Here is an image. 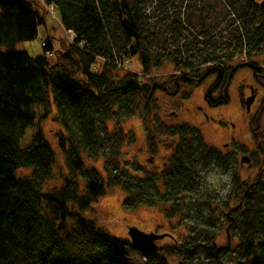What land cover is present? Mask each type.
Returning <instances> with one entry per match:
<instances>
[{"label":"trees","instance_id":"obj_1","mask_svg":"<svg viewBox=\"0 0 264 264\" xmlns=\"http://www.w3.org/2000/svg\"><path fill=\"white\" fill-rule=\"evenodd\" d=\"M258 1L217 0L213 6L190 2L184 14L160 19L152 0H135L132 7L125 0H47L59 12L63 32H73L76 44H85L80 49L64 40L56 48L46 39L41 56L31 57L17 51L16 44L33 41L42 16L27 0H0V264H129L124 258L129 244L80 215L109 189L124 193L126 212L157 207L169 219L183 221L193 206L204 210L216 204L220 211L213 195L203 196L201 172L223 165V159L199 131L170 126L165 146L173 151L162 167L151 165L154 180L128 169L122 148L134 143L121 125L149 114L142 124L153 144L145 143V148L155 156L157 126L149 121L156 89L177 97L181 86L198 87L213 76L205 101L221 106L228 102L231 76L243 67L251 68L264 87V68L248 61L259 57L264 42ZM147 20H153V33L162 38L158 45L168 49L162 60L174 70L162 84L149 77L161 60L142 47L153 41L152 35L144 37ZM128 56H137L139 75L124 71L114 76L111 61ZM99 63L105 68L99 69ZM214 92L220 94L217 100ZM36 106L46 112L53 108L61 128L57 141L67 174H61L60 187L46 186L53 175L54 152L40 128L26 146L22 143L36 122ZM111 122L117 126L114 131L108 128ZM257 130L255 124L254 136ZM259 134L255 140L264 155V132ZM99 161L105 180L85 166ZM262 164L257 179L244 186L237 205L224 217L230 220L227 239H235L237 246H216L214 238L176 243L187 264H264V158ZM205 220L212 222L213 217ZM136 250L145 264H167L158 251Z\"/></svg>","mask_w":264,"mask_h":264},{"label":"rangeland","instance_id":"obj_2","mask_svg":"<svg viewBox=\"0 0 264 264\" xmlns=\"http://www.w3.org/2000/svg\"><path fill=\"white\" fill-rule=\"evenodd\" d=\"M28 1L33 9L39 11L45 25L38 26V34L33 41L16 44V50L19 52L25 51L31 57L41 56V43L49 39L50 43L56 47L59 43L62 44L64 42L65 32H63V28L59 21L60 14L57 10H55L53 16L47 11L44 12V6H42L38 0ZM134 1L135 0H125L128 7H132ZM152 1L154 6L158 9L156 11V16L160 19L161 16L165 15L173 18L176 15L184 14L191 2V0ZM216 1L217 0H198L195 4L197 6H213ZM258 3H260V0ZM195 4L191 2V6ZM160 12H162L161 15ZM152 23L153 20H147V22L145 21L143 23L146 29L144 37L147 36L149 38L151 37L149 35H152L153 41L142 47L145 50V54L148 53V55H151L155 53L159 60H161V63L153 67L149 77L153 82L162 84L174 70L171 63L162 60V57L165 56L168 49L165 50L164 47L158 45L162 38L153 33L154 28L150 25ZM63 44H66V42ZM114 51H116V49ZM150 60H152V58H150ZM248 61L250 63L254 61L252 63H256L259 67L264 68V42L262 43L259 57H254ZM124 62L125 66L129 68V71L125 69L118 71L115 68H110V72L114 76H122L125 74L124 71L131 74L134 72H137L136 74L140 73L141 66L137 60V56H128L124 59ZM102 66L105 68V65L102 63H99L97 67L100 69ZM214 82L215 77L212 76L198 87L190 85L181 86L180 93L177 97H170L160 89L155 90L153 96L154 102L152 103L153 109L151 110L152 113H150L149 121L157 126L154 144L159 149L155 156H150L145 148V143H147L149 147L151 143L153 144V142L145 137L148 135L149 131L145 130L142 124L143 118L146 119V116L149 114L145 113L144 115L142 113V115L125 120L121 125L124 133L129 134L132 138L131 143H134L125 145V148H122L123 154H125L123 159L128 160V169L133 172L140 171L146 175L147 178L149 177L156 180V176L151 172L154 171L155 168H152V164L149 160L152 159L154 165L157 167H159L161 163L167 161L169 155H171L173 151L170 145L165 146V143L168 142L167 135L170 126L183 124L199 131L200 135L203 137L204 143L209 148L215 149L214 151L216 154L221 155L223 165L214 166L223 172H231L232 175V187L226 196L220 197L215 191H204L203 196L210 198L214 196V198L218 200V204L222 205L220 211L215 209L216 204L212 209L204 210L199 206H197V208L193 206L190 208V216L187 219H183V221L178 217L169 219L165 215V212H163L162 209L160 211L157 207H139L134 211L126 212L123 209L122 203L124 193H122L119 188L107 190L105 196L96 200L88 209L80 213L84 219L93 222L95 226L102 229L106 234L108 233L111 237L129 244L124 249V258L129 264L146 263V260L136 248L130 245L131 241L127 236V229L129 227H136L147 233L153 232L159 235H168L169 237L165 236L162 240L157 242L158 249L156 250L159 254L165 256L167 264H187V261H184L182 255L179 254V249L175 247L176 243L179 242L193 243L196 240H211L214 238L216 246H229L232 249L238 244L235 239H227L225 230L230 220L224 219V217L230 210V206L233 207L237 205L241 191L244 190V186L249 182H254L258 177L259 171L263 167L262 162L264 155L259 151V143H257L255 139L259 138V135H262L259 134L260 131L264 132V110H260L264 102V87L257 78L253 76L251 68L243 67L231 76V80L226 88L228 102L221 104V106L213 107L205 101V95ZM184 95H187L188 99H183ZM241 95L244 100L250 98L253 100L248 111L241 106ZM212 98L217 100L220 98V94L214 92ZM47 109L48 111L46 112L39 106L33 108L36 122L31 129L27 130V134L22 143L26 146L40 128L45 141L50 144L54 152L53 175L50 181L46 183L47 188L51 189L52 187H60V176L61 174H67V169L64 153L58 148L57 140L61 128L57 119H55L56 112L53 108H50V106H48ZM255 124L258 127L256 132L258 134L254 136L251 128ZM116 127L114 122L108 123V128L111 130L114 131ZM226 144L227 146H224ZM262 146L264 148V142H262ZM245 156L249 157L248 164L241 162V158ZM85 166L87 168H95L100 173L101 177H103V180H105V175L101 172V161L93 163L85 162ZM147 170L149 171L147 172ZM211 170L212 169L209 168V171ZM238 185H240L241 188L238 187ZM227 204L229 206H227ZM192 205H195L194 202ZM198 205H200V203ZM214 209L215 212H212ZM207 217H213L212 222L205 220Z\"/></svg>","mask_w":264,"mask_h":264},{"label":"water","instance_id":"obj_3","mask_svg":"<svg viewBox=\"0 0 264 264\" xmlns=\"http://www.w3.org/2000/svg\"><path fill=\"white\" fill-rule=\"evenodd\" d=\"M259 8L261 9V12H263V23H264V0H260ZM252 99V98H250ZM250 99L244 100L241 95V106L243 107L244 103H246V110H248L249 107V101ZM242 163H249V157L245 156L241 158ZM127 236L130 238V245L139 251H145V252H154L158 249V245L156 242L162 240L165 236H168L166 234H155L153 232L146 233L142 230H139L136 227H129L127 229Z\"/></svg>","mask_w":264,"mask_h":264},{"label":"clouds","instance_id":"obj_4","mask_svg":"<svg viewBox=\"0 0 264 264\" xmlns=\"http://www.w3.org/2000/svg\"><path fill=\"white\" fill-rule=\"evenodd\" d=\"M211 171L201 172V191H215L220 197L228 194L232 187L231 172H223L214 165H210Z\"/></svg>","mask_w":264,"mask_h":264},{"label":"built area","instance_id":"obj_5","mask_svg":"<svg viewBox=\"0 0 264 264\" xmlns=\"http://www.w3.org/2000/svg\"><path fill=\"white\" fill-rule=\"evenodd\" d=\"M38 1L41 3L42 6H44V10H45V11H47L48 13H50V14H52V15L54 16V14H55L54 6L49 5V4L47 3V0H38ZM65 42H66L67 44L71 45V46H77V45H78V47H79L80 49H81V48L84 46V44H85L84 41H79V42L76 44V42H75V35H74V33L71 32V31H65ZM41 44H42V45H41V48H44V46H46V41L42 42ZM47 55H48L49 57L53 56V54H51V53H47ZM99 59H100V58H99ZM102 61H104V60H102ZM111 62H113V64H114L116 70H120V71H121L122 69H125V70L129 71V68L125 66V62H124V61H121V62H120L119 60L114 59V60H112ZM134 73H137V72H134ZM137 75H139V74H137Z\"/></svg>","mask_w":264,"mask_h":264},{"label":"flooded vegetation","instance_id":"obj_6","mask_svg":"<svg viewBox=\"0 0 264 264\" xmlns=\"http://www.w3.org/2000/svg\"><path fill=\"white\" fill-rule=\"evenodd\" d=\"M249 102H250V103H249V107H250V105H251V103L253 102V100H252V99H250V101H249ZM249 107H248V110H249ZM242 108L246 110V103H244V105H243V107H242ZM248 110H246V111H248ZM224 146H227V144H226V145H224ZM150 158H152V157H150ZM149 162L152 164V166L156 167V166L154 165V162H153V160H152V159H150V160H149ZM162 166H163V163H161L160 167H162ZM156 244H157V242H156Z\"/></svg>","mask_w":264,"mask_h":264},{"label":"crops","instance_id":"obj_7","mask_svg":"<svg viewBox=\"0 0 264 264\" xmlns=\"http://www.w3.org/2000/svg\"><path fill=\"white\" fill-rule=\"evenodd\" d=\"M28 1V0H27ZM44 22V21H43ZM45 25V22L43 23Z\"/></svg>","mask_w":264,"mask_h":264}]
</instances>
